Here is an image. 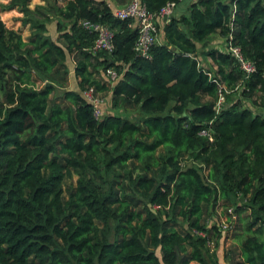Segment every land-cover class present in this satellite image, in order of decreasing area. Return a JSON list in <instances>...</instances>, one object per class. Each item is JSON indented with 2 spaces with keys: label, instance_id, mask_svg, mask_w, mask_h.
I'll list each match as a JSON object with an SVG mask.
<instances>
[{
  "label": "trees",
  "instance_id": "trees-1",
  "mask_svg": "<svg viewBox=\"0 0 264 264\" xmlns=\"http://www.w3.org/2000/svg\"><path fill=\"white\" fill-rule=\"evenodd\" d=\"M8 1L32 34L25 41L0 19V264H220L211 252L218 227L207 230L205 217L219 199L239 197L229 216L236 224L251 209L252 221L237 235L241 258L226 260L264 264V115L226 103L240 87L247 97L264 92V0H193L164 24L150 58L134 50L132 19L115 14L129 0L34 9L31 0ZM170 1L182 0H142L155 13ZM55 20L57 39L48 29ZM82 20L112 28V52L91 51L96 34ZM228 46H240L257 71L247 77ZM109 67L120 73L115 83ZM88 86L143 119L106 111L97 119ZM182 219L189 228L180 229Z\"/></svg>",
  "mask_w": 264,
  "mask_h": 264
},
{
  "label": "rangeland",
  "instance_id": "rangeland-1",
  "mask_svg": "<svg viewBox=\"0 0 264 264\" xmlns=\"http://www.w3.org/2000/svg\"><path fill=\"white\" fill-rule=\"evenodd\" d=\"M110 5L112 8L116 7V1L115 0H105ZM191 0H182L178 3L177 6V13H180V15H185L187 14L188 10V4ZM9 1L8 0H0V19H2L6 26L9 28H14L18 30L25 41L30 40V36L32 34V28L30 24H24L23 23V16L24 14L19 10V9H9L6 10L5 6L7 5ZM49 3H55V0H31L30 7L32 9L36 8L37 5H49ZM190 6V4H189ZM57 21H53L48 25L49 29V34L52 36V38L57 39L60 34L57 31L56 27ZM217 38L213 40L214 45L220 47L223 49L222 44L220 43L222 41L221 37L216 36ZM163 41L162 34L160 36V42ZM199 59L202 62V66L208 68L215 67L212 66V62L210 59L201 56L199 54ZM68 64L70 68L75 69V64L73 63L71 56L68 55L67 58ZM211 74V73H210ZM213 74V73H212ZM211 74V75H212ZM38 86L42 85L41 81L37 82ZM72 87V84H70V88ZM244 87H240L239 89H236L235 92H233L230 97L224 98L223 103L226 101V103L230 101H240L245 108L251 109V111L254 114H259V115H264V92H255L252 96L247 97L244 94ZM102 97L106 98V101L103 104L104 110L106 112L110 113H116L118 115H121L122 117H126L128 119H131L133 121H141L143 119V114L138 108L135 109H128V110H116L112 106L111 102V93H106V94H101ZM225 97V95H224ZM185 161V164L187 166H194L197 167L200 172H202L205 175H208V170L203 166L200 165L199 163L195 162L193 158L191 157H185L183 159ZM201 166V167H200ZM117 173H120L118 171ZM76 179V177H74ZM99 183H101V179L99 178ZM104 182V181H103ZM243 203L242 197L239 198H234L232 200V203H226L223 201V199H219L217 205L215 208H210L208 211L206 217H205V223H206V228L209 230L210 228L216 226L218 227V231H215L211 229V233L213 232V235L211 238L213 239V242L211 244V252L215 251L218 255L219 263L220 264H228L227 262V253L233 256V252L235 254V260L240 259V243H241V238L240 236L237 235H243L244 229L247 226V222L252 221L251 220V214L252 210H245L242 214V219L241 221L237 222L234 224V222L237 221V219H232L229 214H228V208L233 207L235 210L237 208V205H240ZM162 215L167 217V210H161ZM180 229H185L188 227V223L182 219L180 222ZM229 226V227H228ZM220 228V229H219ZM115 223L111 222L110 223V229H109V239L113 240L115 237ZM221 232V235L216 234L215 232ZM243 232V233H242Z\"/></svg>",
  "mask_w": 264,
  "mask_h": 264
},
{
  "label": "built area",
  "instance_id": "built-area-1",
  "mask_svg": "<svg viewBox=\"0 0 264 264\" xmlns=\"http://www.w3.org/2000/svg\"><path fill=\"white\" fill-rule=\"evenodd\" d=\"M177 3L175 1L168 2L158 13L150 11L142 0H129V2L123 7L116 10V15L122 19L131 18V26L138 30V39L134 46V50L145 57H149L150 48L156 43L160 42V29L158 21L161 20L164 24L168 22L175 13ZM84 27L91 29L96 34V39L91 51L97 53L101 50L112 52L114 49V32L112 28L103 22H92L91 20H82ZM241 63V68L246 71V76L257 71L256 65L247 60L243 54L240 46H228ZM108 81L115 83L119 78L120 73L114 68L109 67L107 69ZM217 81V80H215ZM83 96L92 106L94 115L97 119H100L104 114L103 104L106 98L102 97L100 93H97L94 86H88L83 91ZM224 93L220 90V98L217 106L220 108L223 105ZM201 134L209 136L210 141H214V136L207 129H202ZM231 213L233 209H230ZM199 234L203 235L202 232Z\"/></svg>",
  "mask_w": 264,
  "mask_h": 264
},
{
  "label": "crops",
  "instance_id": "crops-1",
  "mask_svg": "<svg viewBox=\"0 0 264 264\" xmlns=\"http://www.w3.org/2000/svg\"><path fill=\"white\" fill-rule=\"evenodd\" d=\"M191 2H193V0H191L189 2L190 5H191ZM189 4H188V7H189ZM177 6H178V4H177ZM177 6L175 8L174 16H181L180 13H177ZM187 12H188V10H187ZM157 24H158L160 32L162 34L164 23L161 20H159ZM70 70H71V72H70V77H71L70 78V84H72V88H74L76 86V83H77V80L75 79L76 78L75 77V70L72 68Z\"/></svg>",
  "mask_w": 264,
  "mask_h": 264
},
{
  "label": "clouds",
  "instance_id": "clouds-1",
  "mask_svg": "<svg viewBox=\"0 0 264 264\" xmlns=\"http://www.w3.org/2000/svg\"><path fill=\"white\" fill-rule=\"evenodd\" d=\"M177 3V2H176Z\"/></svg>",
  "mask_w": 264,
  "mask_h": 264
}]
</instances>
